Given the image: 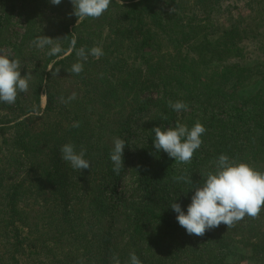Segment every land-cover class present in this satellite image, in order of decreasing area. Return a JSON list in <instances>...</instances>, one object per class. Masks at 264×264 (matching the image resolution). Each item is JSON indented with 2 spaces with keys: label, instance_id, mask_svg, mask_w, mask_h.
Segmentation results:
<instances>
[{
  "label": "trees",
  "instance_id": "obj_1",
  "mask_svg": "<svg viewBox=\"0 0 264 264\" xmlns=\"http://www.w3.org/2000/svg\"><path fill=\"white\" fill-rule=\"evenodd\" d=\"M237 2L254 8V0H111L99 18L78 19L71 0H0V50L30 77L14 104L0 103V264H110L113 254L127 264L133 251L142 264H229L238 239L245 259L264 264V206L196 236L170 205L187 212L194 194L173 177L202 183L221 154L264 171V32L232 15ZM224 13L228 27L214 30ZM41 35L59 38L62 52L34 46ZM246 39L258 54L251 64L241 60ZM93 46L103 55L77 56ZM198 120L206 132L190 163L155 149L154 127ZM114 137L126 142L119 175ZM67 142L86 149L91 168L61 159Z\"/></svg>",
  "mask_w": 264,
  "mask_h": 264
},
{
  "label": "clouds",
  "instance_id": "obj_2",
  "mask_svg": "<svg viewBox=\"0 0 264 264\" xmlns=\"http://www.w3.org/2000/svg\"><path fill=\"white\" fill-rule=\"evenodd\" d=\"M53 5H59L61 0H50ZM73 15L80 18H99L108 10L111 0H71ZM49 36L41 35L32 41L37 48H49V55L62 52L58 41ZM75 46V40L72 41ZM81 60H87L89 55L99 58L103 55L102 48L93 46L76 50ZM71 72L79 74L83 71V63L76 62L71 66ZM30 77L21 75L19 59L11 57L9 53L0 50V103L14 104L21 92H27ZM72 93L68 100L75 99ZM168 106L176 112L186 111L187 104L181 100H169ZM162 119H167L162 116ZM73 127H79L74 122ZM154 147L162 150L177 163H190L194 152L200 148L202 135L206 132L205 126L198 120L189 128L186 124L177 122L174 127L162 129L156 126ZM126 142L120 137L113 138V148L110 153L112 171L119 175L124 168L123 152ZM61 159L67 162L72 169L81 171L91 168V163L85 159L86 149L77 151L75 144L67 142L60 148ZM176 182L190 184L194 189L191 202L185 212L180 203L172 202L171 208L177 214L176 219L189 235L203 236L207 230L219 227L222 223L228 228L234 227L247 215L256 218L264 206V171L256 169L252 164L230 158L226 154L219 155L214 171L203 174V182L194 184L187 175L173 177ZM110 264H122L118 254H113ZM127 264H142L141 259L133 251L129 253Z\"/></svg>",
  "mask_w": 264,
  "mask_h": 264
},
{
  "label": "rangeland",
  "instance_id": "obj_3",
  "mask_svg": "<svg viewBox=\"0 0 264 264\" xmlns=\"http://www.w3.org/2000/svg\"><path fill=\"white\" fill-rule=\"evenodd\" d=\"M253 5L254 8L252 9L244 2H237L236 4L237 7L233 11L232 15L238 16V14L240 13L244 14L247 18V21L251 22L253 27H255L253 29L255 30L257 29L259 30V32H264V0H254ZM232 15L224 13L221 16L216 17L213 20V24L215 26L214 30L222 31L223 28L228 27ZM216 34H218V32H216ZM260 37L264 39V35L263 36L261 35ZM242 47H243V54L241 60L251 64L252 60L257 59L258 56L254 40L246 39L242 44ZM45 103H46V97L43 95L42 96L43 107H45ZM147 119L144 117H141L139 119V125L141 126V129L145 126ZM143 124L144 126H142ZM240 241L241 239H238V242L233 246L232 251L235 252L236 255L231 258L229 264H254L252 260H247L243 257V255L246 254L248 251L244 248L242 243L240 244Z\"/></svg>",
  "mask_w": 264,
  "mask_h": 264
}]
</instances>
